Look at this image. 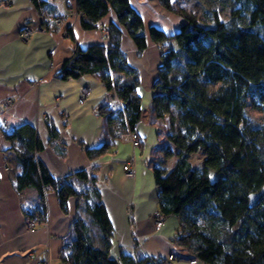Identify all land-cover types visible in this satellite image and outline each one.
Listing matches in <instances>:
<instances>
[{
    "label": "trees",
    "instance_id": "obj_1",
    "mask_svg": "<svg viewBox=\"0 0 264 264\" xmlns=\"http://www.w3.org/2000/svg\"><path fill=\"white\" fill-rule=\"evenodd\" d=\"M31 1L37 10L46 5V0ZM158 1L183 19L172 35L155 26L148 29L150 39L162 49L149 111L152 121L166 119L165 141L159 148L165 158L176 156L170 168L160 162L153 166L158 211L164 218H178L173 243L188 259L203 264H264V193L251 203V195L264 188V122L246 112L250 106L264 118V0H230L229 19L213 10L207 11L208 22L175 9L173 0ZM76 4L84 30L96 29L110 10L116 15L108 26L107 42L77 46L57 74L61 80L99 76L106 90L115 91L123 102L122 109L109 103L99 107L111 139L86 149L94 160L120 134L134 131L142 118L140 75L128 63L121 40L127 34L141 54L147 35L142 16L129 0H76ZM117 73L122 80L114 78ZM113 121L116 128L111 129ZM2 132L16 156L17 190L32 187L38 192V204L25 209L26 215L46 220L44 186L55 192L63 212L70 198H78L80 209L62 263L160 264L149 255L111 256L114 228L96 174L82 169L55 178L37 159L42 144L32 125L23 123ZM196 153L202 154L200 165L190 160Z\"/></svg>",
    "mask_w": 264,
    "mask_h": 264
},
{
    "label": "crops",
    "instance_id": "obj_2",
    "mask_svg": "<svg viewBox=\"0 0 264 264\" xmlns=\"http://www.w3.org/2000/svg\"><path fill=\"white\" fill-rule=\"evenodd\" d=\"M129 1L142 16L147 35V48L141 54L127 34L121 40L128 63L140 75L142 118L134 132L139 134L141 144L133 146L129 139L133 131L128 130L115 138L103 156L90 160L86 149L111 139L105 132L106 116L98 110L114 96L99 76L84 74L61 80L57 74L77 46L86 48L107 42L99 27L116 21L114 11L110 10L96 29L84 30L76 0H46L40 10L31 0H0V264H35L31 256L44 251L49 255V264H64L61 254L80 209L78 198L73 197L67 212H63L50 189L45 196L46 220L34 231L27 230L25 209L32 210L38 204V192L32 187L17 190L16 156L2 132L23 123L35 128L42 144L37 159L55 178L82 169L97 175L114 228L110 249L113 257L118 258L122 252L154 257L174 253L180 257L174 264H190L185 251L173 243L178 218L166 217L160 227L153 221L158 210L155 159L170 168L176 156L161 159L164 152L159 146L165 140L160 134L164 136L166 119L152 121L149 111L162 49L150 39L148 29L155 26L172 35L183 19L164 9L158 0ZM27 25L42 26L46 32L34 33L28 41H22L20 33ZM85 85L91 87V92L84 103H79L80 89ZM9 99L12 105L7 107L4 103ZM115 126L116 121L109 124L111 129ZM131 159L135 173L127 177L125 167Z\"/></svg>",
    "mask_w": 264,
    "mask_h": 264
},
{
    "label": "built area",
    "instance_id": "obj_3",
    "mask_svg": "<svg viewBox=\"0 0 264 264\" xmlns=\"http://www.w3.org/2000/svg\"><path fill=\"white\" fill-rule=\"evenodd\" d=\"M60 19H57L56 22H59ZM101 32L104 33V35H107L109 32V27L108 26H100L99 27ZM36 30H43L45 31V29L42 26H39L36 28ZM32 29L29 26H25L22 29V37L23 39H28L29 35L31 34ZM114 78H117L119 80L123 79V75L121 73H117L116 75H114ZM91 92V87L89 85H85L80 89V98H79V103H84V101L86 100V98L90 95ZM111 94L114 96L113 98L110 96L109 99V105L110 107L114 108V109H122L123 108V102L122 100H120L116 94L115 91H111ZM5 106L9 107L12 105V101L9 99L7 100L5 103ZM129 139L131 140L133 146L138 147L141 144V140H140V136L138 133L136 132H131L129 135ZM134 160L131 159L127 162L126 164V169H125V175L127 177H133L135 170H134ZM51 187L50 186H44V196H46V192L48 190H50ZM153 219H154V223L157 227H160L163 225L164 223V217L162 216V214L157 210L155 211V213L153 214ZM43 223V221L41 220L39 215L36 216H29L26 215L25 217V225L28 231H34L37 226L41 225ZM66 246L69 247L70 243H66ZM149 258H151L153 263H160V264H174L177 261L180 260V257L177 254L171 253L167 256L164 257H153L150 256ZM31 259H33L35 264H49V255L47 253V251H44L40 254L37 255H33L31 256ZM190 264H195L196 260H190L189 261ZM121 264V263H120Z\"/></svg>",
    "mask_w": 264,
    "mask_h": 264
},
{
    "label": "rangeland",
    "instance_id": "obj_4",
    "mask_svg": "<svg viewBox=\"0 0 264 264\" xmlns=\"http://www.w3.org/2000/svg\"><path fill=\"white\" fill-rule=\"evenodd\" d=\"M173 4H174L175 9L182 8L187 13H190V14L198 17L200 20H203L204 22L209 21L207 11H213V10H216L222 19L228 20L230 11L233 8V3L230 0H173ZM29 27H31L32 32L29 35L28 39H23L22 31H21L20 39L22 41H28L30 39L31 35L34 33H37V32L45 33L46 32V29H45V31H43V30H36L37 27H33V26H29ZM103 35H104V33H103ZM246 112H247V115L250 118H252L253 120H256L258 122H264V118H263V115L261 112L252 109L250 106L247 107ZM160 137L162 138V141L165 139V137L163 136L162 133L160 134ZM163 158H165V156H163L161 159H163ZM159 160L160 159H155L154 164H156V162H159ZM190 160H191L193 165H200L202 162V154L201 153L193 154L191 156ZM172 163H173V161H172ZM153 221H154V219H153ZM181 251H183V250H181Z\"/></svg>",
    "mask_w": 264,
    "mask_h": 264
},
{
    "label": "water",
    "instance_id": "obj_5",
    "mask_svg": "<svg viewBox=\"0 0 264 264\" xmlns=\"http://www.w3.org/2000/svg\"><path fill=\"white\" fill-rule=\"evenodd\" d=\"M262 193H264V188L259 193L252 194L251 195V203H254L262 195Z\"/></svg>",
    "mask_w": 264,
    "mask_h": 264
}]
</instances>
